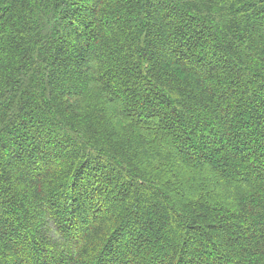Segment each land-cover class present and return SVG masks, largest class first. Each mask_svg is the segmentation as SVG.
<instances>
[{"label": "trees", "instance_id": "trees-1", "mask_svg": "<svg viewBox=\"0 0 264 264\" xmlns=\"http://www.w3.org/2000/svg\"><path fill=\"white\" fill-rule=\"evenodd\" d=\"M0 264H264V0H0Z\"/></svg>", "mask_w": 264, "mask_h": 264}]
</instances>
